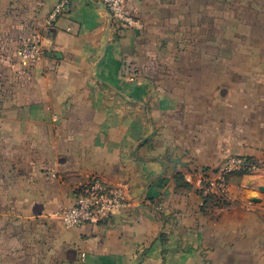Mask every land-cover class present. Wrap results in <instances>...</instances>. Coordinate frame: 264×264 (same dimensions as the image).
Returning a JSON list of instances; mask_svg holds the SVG:
<instances>
[{"label": "crops", "instance_id": "obj_1", "mask_svg": "<svg viewBox=\"0 0 264 264\" xmlns=\"http://www.w3.org/2000/svg\"><path fill=\"white\" fill-rule=\"evenodd\" d=\"M63 1L0 0V264H264V169L199 193L264 163V0ZM94 183L127 206L65 227Z\"/></svg>", "mask_w": 264, "mask_h": 264}, {"label": "built area", "instance_id": "obj_2", "mask_svg": "<svg viewBox=\"0 0 264 264\" xmlns=\"http://www.w3.org/2000/svg\"><path fill=\"white\" fill-rule=\"evenodd\" d=\"M102 3L114 24L122 29L136 27L137 20L127 8V0H102ZM67 4L68 0H64L58 7V12L60 13ZM40 55V46L35 43L24 44L20 49V57L26 62H34ZM246 167L247 163L244 159L232 158L216 177L204 176L202 188L209 187V190L213 188L220 194H225L228 174L244 170ZM126 206L127 193L125 189L94 183L81 190L74 205L64 206L56 212L54 217L59 219L65 227L74 228L86 223L105 222Z\"/></svg>", "mask_w": 264, "mask_h": 264}, {"label": "trees", "instance_id": "obj_3", "mask_svg": "<svg viewBox=\"0 0 264 264\" xmlns=\"http://www.w3.org/2000/svg\"><path fill=\"white\" fill-rule=\"evenodd\" d=\"M245 162L247 163V167L244 170L239 171L242 175H246L250 170H252L253 168H259V165H263L264 163H260L254 159L251 158H246L244 159ZM182 178V177H181ZM184 186L187 189H191V185L185 181L184 182ZM199 193L201 195H203V207L204 209H210L212 207H225L228 206L227 205V201L224 195L220 196L217 194H213L208 192L207 194H204V189L203 190H199Z\"/></svg>", "mask_w": 264, "mask_h": 264}, {"label": "rangeland", "instance_id": "obj_4", "mask_svg": "<svg viewBox=\"0 0 264 264\" xmlns=\"http://www.w3.org/2000/svg\"><path fill=\"white\" fill-rule=\"evenodd\" d=\"M260 167L259 168H253L252 170H250L246 175H249V174H251V173H253V172H255V171H257V170H259V169H264V166L263 165H259ZM239 172V171H238ZM240 176L242 175L240 172L238 173ZM213 189V188H212ZM203 190V189H202ZM263 193H264V190L262 191ZM210 193H213V194H216L217 192L216 191H212V192H210ZM263 193L262 194H257V196H260L259 198H258V201L259 202H262V199L264 198V195H263ZM222 195H224L225 196V194H221V196ZM225 198H226V196H225ZM227 201V200H226ZM227 203V205H229V203L228 202H226ZM227 207V206H226Z\"/></svg>", "mask_w": 264, "mask_h": 264}]
</instances>
